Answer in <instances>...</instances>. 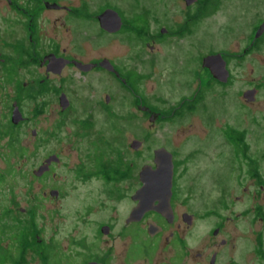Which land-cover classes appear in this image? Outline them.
Segmentation results:
<instances>
[{"label": "flooded vegetation", "instance_id": "1", "mask_svg": "<svg viewBox=\"0 0 264 264\" xmlns=\"http://www.w3.org/2000/svg\"><path fill=\"white\" fill-rule=\"evenodd\" d=\"M5 1L9 15L0 20V84H4L2 88L6 90L9 102L5 111L7 121L0 124V138L7 140L10 154L16 153V150L21 155L33 154L37 148L45 149L44 145L51 141L57 145V150L50 148L33 170L34 176L42 183L40 197L44 199L48 196L59 197L62 193L60 186H55L52 179L56 177L54 167L61 162L67 148L73 143L76 146L82 141H92L89 133L93 122L89 117L79 116L68 121V115L77 108L75 99L85 100L74 97L79 94L75 83H71L75 77L83 76L85 80L79 86L85 88L93 85L92 80L86 81V77L107 74L134 96L135 105L142 113L150 111L157 120H179L202 102L203 87L223 84L203 65L206 56L221 54L229 71V81L232 73L228 62L232 59L240 61L251 54L264 39V30L254 36L263 20L255 28L250 42L240 50H203L201 46H190V40L185 41L186 38L195 32L196 24L217 11L219 0H195L189 5L185 4L181 20L171 19L154 33L146 34L140 26L129 27L127 18L112 6L101 7V10L89 14L84 5L78 8L66 5L61 0ZM106 8L115 9L121 16V27L116 31L105 30L100 24L97 15ZM62 17L73 20L92 18L97 22L98 30L107 38L129 33L136 40L122 49L123 52L118 45H110L109 42V46L98 50L86 42L78 54L72 51L78 46L63 44L65 37H70V27ZM164 40L170 43L164 46ZM1 46H9L11 53H4ZM142 54L148 56L146 59L152 65L163 61L162 76L168 75L167 79L171 82L181 84L195 81L204 85L191 90L189 95H180L164 109H153L151 105L147 106L145 97L137 88L143 74L132 62H128L136 60L142 63ZM74 92L77 94L73 96ZM104 95L103 99L99 95L96 102L106 113H110L112 95L109 92ZM93 97L91 94L87 101L92 102ZM88 102L83 101V104L88 105ZM15 106L22 116L17 123L11 121V111ZM35 119L44 121L32 124ZM28 123L33 125L28 131L34 140L31 146H25L19 134V129ZM68 124L79 130H72ZM183 130L190 131L187 126H181L179 131ZM223 132L235 147L233 155L237 165L235 181L238 193L235 198L238 202H224L223 198H218L208 203L206 199L211 197H207L199 209L195 208L197 206L191 191L198 186L190 183L187 162L192 153L200 152L196 149L183 152L169 145L157 146L152 148L148 163L133 169L123 162L121 149H112L111 161L108 143L96 139L90 146L83 147L82 153L87 163L81 160L75 164L76 180L82 184L95 181L94 191L113 194L115 199L123 202L107 203L101 200L94 205H86L79 210L80 218L74 220V228L68 231L64 239L51 237L46 240L35 218L36 205L21 207L12 199L8 206L10 208L2 211L3 207H0V264H27V255L33 251L43 264H75L72 258H80L78 264H264L262 156L248 154L242 130L225 128ZM239 135H242L241 141L233 139ZM159 148H165L172 163L168 206L160 211L156 200L153 203L156 209L136 213L135 218L131 219L132 211L139 207L138 199L132 198L143 183L139 171L144 165L156 167L154 152ZM132 149L138 154L142 147ZM219 154L220 151H215L211 155L210 167L220 162ZM3 158L8 164L7 156L3 155ZM157 158L161 159L162 156ZM40 167L44 169L36 174ZM14 171L9 165L0 171V186L6 182V176ZM219 183L215 181V186L221 190L217 195L222 193L223 185ZM12 189L10 187L8 190L13 195ZM241 197L246 202H241ZM107 209H110V214L106 212ZM116 258H120V261L116 262Z\"/></svg>", "mask_w": 264, "mask_h": 264}, {"label": "rangeland", "instance_id": "2", "mask_svg": "<svg viewBox=\"0 0 264 264\" xmlns=\"http://www.w3.org/2000/svg\"><path fill=\"white\" fill-rule=\"evenodd\" d=\"M61 1L66 5L78 8L84 5L89 14H94L104 6L118 8L127 19H131L133 15L146 14L147 27L143 31L144 34L154 33L158 27L164 26L171 19L181 20L186 4L184 0ZM8 15L9 9L6 1L0 0V20ZM66 17L62 18L69 23L70 37H65L63 44L70 47L78 46V48L72 49L78 54H80V47H85L86 42L96 50L109 46V42L110 45H118L117 47L122 51L126 46L134 44L136 40L129 33L125 35L126 37L107 38L104 33L98 30V24L92 18L73 20ZM263 20L264 0H219L217 11L196 24L195 32L185 41L190 40V46H201L203 50L237 51L250 42L255 28ZM1 25L4 27L3 24ZM169 43L170 41L164 40V46ZM1 47L4 53H11L9 46ZM146 58L148 56L142 54V63L136 60L128 62H132L135 68L143 74V78L137 83V88L145 97L144 101L147 106L151 105L153 109H164L169 102L179 98L180 95H189L192 93L191 90L204 85V83L200 85L195 81L181 84L171 82L167 79L168 75L162 76V67L165 65L163 61L152 65ZM228 66L232 73L229 81L221 86L212 84L203 87L201 90L203 91V100L198 107L186 113L181 119L171 121L157 120L150 111L142 113L135 105L134 96L107 74L86 77V81L92 80L93 85L85 88L79 86V83L84 82L85 79L83 76H77L71 83H75L79 94L74 92L73 96L77 94L74 96L75 98L81 97L85 100L75 99L77 108H74L75 111L68 115V121L79 116L89 117L93 122L89 138L92 141L102 139L108 143L111 161H113L112 149H121L123 162L133 169H137V167L139 169L142 163H148L152 148L157 146L169 145L181 149L183 152L188 149H196L200 152L192 153L187 162L190 183L198 186L191 191L197 206L195 208L199 209L207 197H211L206 199L208 203H213L211 199L218 198H223L224 202H238L235 198L238 194L237 181H235L237 165L233 155L235 147L229 142L223 130L225 128L242 130L245 133L244 139L248 145V154L262 156L260 167L264 168V39L251 54L240 61L232 59L228 62ZM2 85L4 84H0L1 125L7 121L5 111L7 110L6 104L9 102L6 90L2 88ZM254 88L257 89L254 99H246L243 96L244 91ZM107 92L112 95L110 113H106L96 102L99 95L103 99ZM91 94L94 95L93 100L88 102L87 98ZM83 101L88 102V105H84ZM39 120H32V124L44 121L43 119ZM32 124L28 123L19 129L25 146H31L34 143L28 132L29 128L33 126ZM68 125L72 130H79L71 124ZM181 126H187L190 131L180 132ZM134 140L141 141L138 146L142 147V150L138 154L129 146ZM91 142L82 141L76 146L73 143L67 148V153L63 155L61 162L54 167L56 177L52 179L55 186H60L62 193L59 197L48 196L47 199H44L40 197L42 183L34 176L33 170L37 168L50 148L56 149L57 145L51 141L50 144L44 145L45 149L37 148L33 154L21 155L17 150L16 153L10 154L7 151V140L0 138V154L2 156L0 157V171H3L8 165L16 170L11 175H7L6 182L0 186L2 211L5 210L4 208H10L8 206L12 199L21 207L36 205L35 218L39 228L42 229V237L46 240L51 237L59 240L64 239L68 231L74 228V220L80 218L79 210L84 209L86 205H94L101 200L107 203H122L123 201L115 199L113 194L94 191L95 181L82 184L76 180L74 166L81 160L87 163L82 152L84 151L83 147L90 146ZM215 151L221 152L219 154L221 159L220 162H217V159V163L210 167V158ZM3 155L9 159L8 164L5 163ZM17 170L20 172L18 171V173ZM215 181L219 185V181L222 182L220 195H217L221 190L215 186ZM206 183L208 184L207 188ZM10 187L13 188V195L8 190ZM240 201L246 202L242 197ZM109 211L110 209H107L106 212L110 214ZM80 260V258L71 259L75 264H78ZM117 261L119 262L120 258H116ZM27 264H43V262L39 255L33 251L27 255Z\"/></svg>", "mask_w": 264, "mask_h": 264}, {"label": "water", "instance_id": "3", "mask_svg": "<svg viewBox=\"0 0 264 264\" xmlns=\"http://www.w3.org/2000/svg\"><path fill=\"white\" fill-rule=\"evenodd\" d=\"M187 5L191 4L195 0H184ZM101 26L108 31H116L121 27V16H119L118 11L113 8L104 9L99 15H97ZM264 30V23L260 25L255 33V37L258 36L261 31ZM225 60L222 58L220 53L208 55L204 58V63L208 67L214 77L222 83H226L228 80L229 71L226 68ZM54 64V62H52ZM213 77V78H214ZM257 89H248L244 91L243 96L248 100H253L255 97ZM12 112L11 121L17 123L22 119L21 113L17 106L14 107ZM141 144V141L134 140L131 143V147L138 148V145ZM155 160L156 167L152 168L149 165H144L140 172V177L142 180V186L137 190L136 194L132 197L138 199L139 207L134 209L131 213V219L135 218V214H141L145 210L156 207L153 206L154 201L158 200L159 208L158 210L163 211L164 206H168L169 195H170V175H171V159L169 158L170 154L165 150V148H159L155 150ZM158 156H162L161 159H158ZM43 167H40L35 173L39 174L43 170ZM157 206V207H158ZM151 227V226H150ZM149 227V228H150Z\"/></svg>", "mask_w": 264, "mask_h": 264}, {"label": "trees", "instance_id": "4", "mask_svg": "<svg viewBox=\"0 0 264 264\" xmlns=\"http://www.w3.org/2000/svg\"><path fill=\"white\" fill-rule=\"evenodd\" d=\"M127 25H129V27H141L143 29H145V27H147V21H146V14H140L137 16H134L131 19H127L126 20ZM139 27V28H140ZM233 139H237V141H241L242 140V135H239L238 137H233ZM1 181V179H0Z\"/></svg>", "mask_w": 264, "mask_h": 264}]
</instances>
